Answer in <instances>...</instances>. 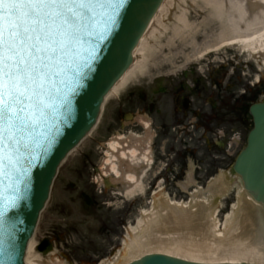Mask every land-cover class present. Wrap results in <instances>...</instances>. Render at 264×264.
I'll return each instance as SVG.
<instances>
[{"label": "rangeland", "instance_id": "obj_1", "mask_svg": "<svg viewBox=\"0 0 264 264\" xmlns=\"http://www.w3.org/2000/svg\"><path fill=\"white\" fill-rule=\"evenodd\" d=\"M169 2L173 8L168 16L162 17L161 30L154 34L152 30L157 27L152 26V34L136 58L144 61L143 69L116 98L105 103L96 129L67 158L59 170L32 240L35 246L43 239L53 241L51 252L39 253L35 250L44 262L52 259L57 264H116L118 258H122L119 256L126 251L125 245L129 239L143 240L142 229L135 233L139 223L144 220L142 215L159 211L157 216H161V210L169 202L187 204L188 212L192 211L195 215L206 208L213 217L215 235H223L227 231L232 213L235 211L238 214L239 204L244 205L242 201H245L246 196L241 193L242 184L237 177L230 174L233 157L226 155V148L217 149L212 144L205 147L203 140L198 141L193 153L182 157V161L176 156H169L167 151L162 155L159 150L160 142H155L150 152L152 163L141 178L142 190L135 191L132 196L124 194L125 188H120L113 182H110L113 187L101 189L94 188L89 183L87 171H91L92 166L97 165L100 168L103 164L96 161L90 166L86 162L88 158L95 161L93 158L96 156V148L101 147V136L106 134V124L119 102L117 99L124 91L138 86L146 87L158 79H175L188 70L205 75L207 70L212 72L221 67L222 72L225 69L235 72L238 78L243 72L246 78L251 77L250 82L253 84L259 80L261 74L264 76V57L243 52L238 46L204 54L208 39L219 33V25L217 22L204 25L208 14L199 9L201 6L199 0ZM181 13L187 15L192 26L191 29L182 32V37L174 32L176 19ZM237 83L238 87L243 84L240 81ZM139 116L141 113L134 112V119ZM109 135L110 138L130 137L118 130L109 132ZM182 143L184 142H180ZM188 144L185 143L186 146H190ZM242 146L243 140L240 141L237 154ZM111 155V151L106 149V155L100 156V160L111 161ZM161 168L163 184H159L160 180L154 178L158 176ZM190 172L192 183L184 190L182 186L187 182ZM221 175L227 176L231 186L224 193H217L214 181ZM192 194L198 196L197 202H194ZM238 198L242 200L240 203ZM198 223L192 222L191 226L182 230L186 238L197 243L202 240V235L198 232ZM132 232L134 234L130 236ZM150 253L160 251L150 250L143 255Z\"/></svg>", "mask_w": 264, "mask_h": 264}, {"label": "snow or ice", "instance_id": "obj_2", "mask_svg": "<svg viewBox=\"0 0 264 264\" xmlns=\"http://www.w3.org/2000/svg\"><path fill=\"white\" fill-rule=\"evenodd\" d=\"M121 2L0 0V224L19 207L43 128L66 103L61 86L81 74L77 57L91 58L88 38L114 23Z\"/></svg>", "mask_w": 264, "mask_h": 264}, {"label": "water", "instance_id": "obj_3", "mask_svg": "<svg viewBox=\"0 0 264 264\" xmlns=\"http://www.w3.org/2000/svg\"><path fill=\"white\" fill-rule=\"evenodd\" d=\"M163 1L122 0L114 23L101 24L97 33L88 38L85 48L92 50L91 58L86 54L78 56L81 74L69 77L68 84L61 86L66 103L43 128L39 146L33 151L36 159L27 168V179L21 185L23 199L19 207L0 224V264H25L27 246L48 202L58 169L96 126L107 94L131 66L133 51ZM250 114L254 128L231 172L241 178L245 192L261 206L264 214V104L252 106ZM45 244L43 242L38 250L46 247L49 251L50 247ZM128 264L207 263L166 254H148Z\"/></svg>", "mask_w": 264, "mask_h": 264}, {"label": "bare ground", "instance_id": "obj_4", "mask_svg": "<svg viewBox=\"0 0 264 264\" xmlns=\"http://www.w3.org/2000/svg\"><path fill=\"white\" fill-rule=\"evenodd\" d=\"M199 1L201 3L199 9L208 14L203 22L204 25H209L211 22H217L219 25V33L208 39L204 54L233 46H238L243 52H248L254 56L264 54V0ZM255 4L259 6V9L251 14ZM172 8L173 6L171 7L169 0H165L161 5L147 32L133 52L132 65L110 90L106 102L116 98L129 85L136 74L143 69L144 61L136 58L140 50L146 45L152 31L156 34L161 30L162 17L168 16ZM176 23L174 32L181 37L184 30L192 28L185 13L178 16ZM153 25L157 28L151 31ZM116 140L118 142L109 145L112 151L111 161L107 160L105 162L108 169L103 174L110 176L113 183L126 184L127 188H125L124 194L132 196L135 191L142 190V174L137 177L135 174L136 169L141 167L148 169L151 163L150 151L147 145L148 142L150 144V138L148 136L143 140L130 138L123 142L119 139ZM191 183L190 172L183 189L186 190ZM214 184L217 193H224L231 186L227 176L223 175L216 179ZM241 193L244 194V192ZM192 197L194 202H197L198 196L192 194ZM239 198L238 202L240 203L242 197ZM242 202V205H244L239 204L238 214L235 211L232 213L231 223L223 235H215L213 230L214 220L206 208L195 215L192 211L188 212L189 207L187 204L169 202L168 206L174 209L164 206L161 210V216H157L159 211H154L151 214L145 213L142 215L144 220L139 223L135 232L137 233L142 229L141 236L143 240L129 239L125 245L126 251L119 256L122 258H118L116 264H128L144 256V252L150 250L199 262L230 264L252 262L264 264V221L258 219L257 212L252 211L248 206L250 205L248 203L252 202L250 197L246 196L245 201ZM192 222H199L198 232L199 235H202V240L198 243L186 238L182 233V230L191 226ZM250 228L254 229L251 230ZM133 234L132 232L130 236H133ZM248 234H250L249 237ZM25 264L57 263L52 259L48 262L41 260L35 252V245L31 241L25 254Z\"/></svg>", "mask_w": 264, "mask_h": 264}, {"label": "flooded vegetation", "instance_id": "obj_5", "mask_svg": "<svg viewBox=\"0 0 264 264\" xmlns=\"http://www.w3.org/2000/svg\"><path fill=\"white\" fill-rule=\"evenodd\" d=\"M220 72L221 67L212 72L207 70L205 75L188 70L175 79H158L146 87L129 88L119 98L100 143L104 146L110 138L109 132L115 130L131 137H141L149 132L154 135V143L158 141L164 145L163 155L167 151L169 156L178 157L181 153L176 146L180 141L188 142L194 151L196 142L203 140L208 146L215 131L229 124L231 130H237L240 139L246 141L253 128L249 107L264 103V78L261 76L260 82L254 85L250 82L251 77L246 78L243 72L240 78L226 69ZM233 80L243 84L237 87L232 84ZM136 111L146 123L134 119ZM102 155L103 149L96 148L95 161L88 158L86 163L91 166ZM96 171L95 168L87 171L89 183H93ZM161 171L162 168L158 172L160 177L154 178L163 184Z\"/></svg>", "mask_w": 264, "mask_h": 264}]
</instances>
